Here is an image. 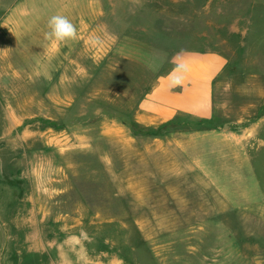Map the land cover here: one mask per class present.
Segmentation results:
<instances>
[{
	"label": "rangeland",
	"instance_id": "374dc122",
	"mask_svg": "<svg viewBox=\"0 0 264 264\" xmlns=\"http://www.w3.org/2000/svg\"><path fill=\"white\" fill-rule=\"evenodd\" d=\"M184 52L209 115L139 122ZM0 257L264 264V0H0Z\"/></svg>",
	"mask_w": 264,
	"mask_h": 264
},
{
	"label": "crops",
	"instance_id": "0c3cea01",
	"mask_svg": "<svg viewBox=\"0 0 264 264\" xmlns=\"http://www.w3.org/2000/svg\"><path fill=\"white\" fill-rule=\"evenodd\" d=\"M174 61L175 66L159 78L153 91L139 103V122L149 124L163 121L178 112L199 117L209 115L212 104L211 85L221 69L220 57L214 53L184 52L177 55ZM178 62L187 65V71L176 70ZM177 77L182 80V84L173 88L172 80Z\"/></svg>",
	"mask_w": 264,
	"mask_h": 264
},
{
	"label": "clouds",
	"instance_id": "9594fccd",
	"mask_svg": "<svg viewBox=\"0 0 264 264\" xmlns=\"http://www.w3.org/2000/svg\"><path fill=\"white\" fill-rule=\"evenodd\" d=\"M49 31L46 33V39L55 42H64L66 40H74L76 38V29L72 22L62 15H53L47 22ZM187 71V65L183 63H177L176 70ZM174 75V73L172 74ZM182 80L177 77L172 80L171 87L175 88L181 86Z\"/></svg>",
	"mask_w": 264,
	"mask_h": 264
}]
</instances>
